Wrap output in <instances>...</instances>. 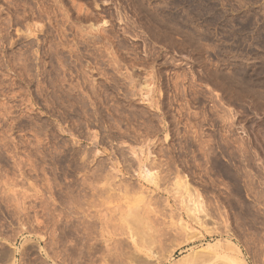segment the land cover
<instances>
[{
    "label": "rangeland",
    "instance_id": "rangeland-1",
    "mask_svg": "<svg viewBox=\"0 0 264 264\" xmlns=\"http://www.w3.org/2000/svg\"><path fill=\"white\" fill-rule=\"evenodd\" d=\"M110 249L264 264V0H0L4 264Z\"/></svg>",
    "mask_w": 264,
    "mask_h": 264
},
{
    "label": "bare ground",
    "instance_id": "bare-ground-1",
    "mask_svg": "<svg viewBox=\"0 0 264 264\" xmlns=\"http://www.w3.org/2000/svg\"><path fill=\"white\" fill-rule=\"evenodd\" d=\"M143 166H144V165H143ZM146 176H147V175H146ZM146 176H145V177H146ZM82 192H83V191H82ZM85 193H86V192H85ZM85 193H84V194H85ZM85 195H86V194H85ZM71 196H72V195H71ZM75 196H76V195H75ZM86 196H87V195H86ZM86 196H85V197H86ZM6 197H7V196H6ZM87 197H88V196H87ZM87 197H86V198H87ZM83 198H84V197H83ZM6 199H7V198H6ZM80 199H81V198H80ZM84 200H85V199H84ZM18 204H19V203H18ZM69 204H70V203H69ZM19 209H20V208H19ZM19 209H18V210H19ZM20 210H21V209H20ZM70 213H71V212H70ZM70 213H68V214H70ZM70 215H71V214H70ZM143 216H144V215H143ZM147 217H148V216H147ZM58 218H59V217H58ZM136 218H137V217H136ZM65 219H66V218H65ZM53 220H54V219H53ZM137 220H138V219H137ZM147 220H148V219H147ZM28 221H29V220H28ZM59 221H61V220H59ZM146 222H147V221H146ZM53 223H54V222H53ZM55 223H56V221H55ZM67 223H69V221H68ZM147 223H148V222H147ZM31 224H32V223H31ZM79 224H80V223H79ZM140 224H141V223H140ZM21 225H22V224H21ZM83 225H84V224H83ZM86 225H87V224H86ZM145 225H146V224H145ZM145 225H144V226H145ZM144 226H143V227H144ZM76 227H77V226H76ZM30 228H31V227H30ZM32 228H33V227H32ZM91 229H92V228H91ZM54 231H55V230H54ZM75 231H76V230H75ZM78 231H79V230H78ZM63 232H64V231H63ZM16 233H17V232H16ZM82 233H83V232H82ZM72 234H73V232H72ZM89 234H90V233H89ZM59 235H60V234H59ZM64 235H65V234H64ZM90 235H91V234H90ZM58 237H60V236H58ZM61 237H62V236H61ZM86 237H87V236H86ZM86 237H85V238H86ZM66 238H67V237H66ZM74 239H75V238H74ZM87 239H90V238L87 237ZM60 240H61V238H60ZM60 240H59V241H60ZM72 240H73V239H72ZM61 241H62V240H61ZM61 241H60V242H61ZM70 241H71V240H70ZM73 241H74V240H73ZM70 243H71V242H70ZM84 245H85V244H84ZM73 247H74V246H73ZM79 247H80V246H79ZM81 247H82V246H81ZM83 247H84V246H83ZM91 247H92V246H91ZM94 247H95V246H94ZM102 247H103V246H102ZM106 247H108V246H106ZM87 248H88V247H87ZM1 249H2V248H1ZM56 249H57V248H56ZM78 249H80V248H78ZM39 250H40V249H39ZM84 250H85V249H84ZM110 250H111V249H110ZM110 250H109V251H110ZM26 251H27V250H26ZM72 251H73V250H72ZM78 251H79V250H78ZM81 251H82V250H81ZM109 251H108V252H109ZM113 252H114V251H113ZM113 252H112V250L110 251V253H109V258L107 257L108 259L105 261V264H119L120 261H121L120 263L122 264V260H120V261L118 260V255H117V258H115L114 255H111ZM114 253H115V252H114ZM14 254H15V251L13 252L12 250H5V251H3V252L0 253V261H2V263L4 264V261H6V260L9 261V260H11V258L14 259V257H13ZM47 254H48V253H47ZM57 254H58V253H57ZM67 254H68V253H67ZM75 254H76V253H75ZM75 254H74V255H75ZM79 254H80V253H79ZM87 254H88V253H87ZM127 254H128V253H127ZM84 255H86V254H84ZM88 255H89V254H88ZM101 255H103V254H101ZM104 255L106 256V254H104ZM121 255H122V254H121ZM128 255H129V254H128ZM55 256H56V254H55ZM70 256H71V255H70ZM93 256H94V255H93ZM97 256H98V255H97ZM124 256H125V254H124ZM132 256H133V255H132ZM72 257H73V255H72ZM80 257H82V255H81ZM85 257H86V256H83V258H85ZM87 257H88V256H87ZM87 257H86V258H87ZM98 257H99V256H98ZM128 257H129V256H128ZM130 257H131V256H130ZM53 258H54V257H53ZM73 258H74V257H73ZM75 258H76V257H75ZM75 258H74V260H75ZM93 258H94V257H93ZM95 258H96V257H95ZM126 258H127V257H126ZM91 259H92V258H91ZM102 259H103V258H102ZM69 260H71V259H69ZM72 260H73V259H72ZM92 260H93V259H92ZM97 260H98V259H97ZM100 260H101V259H100ZM125 260H126V259H125ZM131 260H132V259H131ZM133 260H135V259H133ZM133 260H132V262H133ZM141 260H142V259H141ZM141 260H140V261H141ZM7 261H6V262H7ZM76 261H77V260H76ZM84 261H85V260H84ZM94 261H95V260H94ZM135 261H138V260L136 259ZM9 262H10V261H9ZM11 262H12V261H11ZM138 262H139V261H138ZM142 262H143V261H142ZM73 263H74V262H73ZM76 263H77V262H76ZM82 263H83V262H82ZM91 263H92V262H91ZM93 263H94V262H93ZM127 263H128V260H127V262H125V264H127ZM79 264H80V263H79ZM84 264H85V263H84ZM86 264H87V263H86ZM88 264H89V263H88ZM95 264H96V263H95ZM123 264H124V263H123ZM133 264H135V263H133ZM143 264H145V263H143ZM146 264H147V263H146Z\"/></svg>",
    "mask_w": 264,
    "mask_h": 264
}]
</instances>
